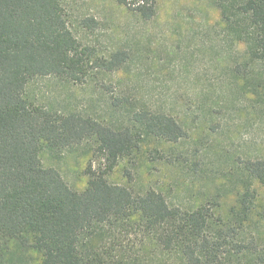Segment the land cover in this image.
<instances>
[{"label": "trees", "instance_id": "obj_1", "mask_svg": "<svg viewBox=\"0 0 264 264\" xmlns=\"http://www.w3.org/2000/svg\"><path fill=\"white\" fill-rule=\"evenodd\" d=\"M115 1L144 21L157 16V0ZM207 4L219 15L233 113L264 121V0ZM96 28L89 17L75 27L64 0H0V264H264V215L256 212L264 158L233 153L226 182L205 194V204L184 208L161 188L110 180L121 162L148 154L175 164L163 151L188 137L178 118L110 97L105 104L117 116L106 120L29 95L38 79L84 85L94 72L123 69L128 51L104 56L82 43L79 33ZM67 153L101 163L89 162L83 190L44 165V156L59 161ZM185 165L199 171L200 163ZM131 234L141 239L126 245Z\"/></svg>", "mask_w": 264, "mask_h": 264}, {"label": "rangeland", "instance_id": "obj_2", "mask_svg": "<svg viewBox=\"0 0 264 264\" xmlns=\"http://www.w3.org/2000/svg\"><path fill=\"white\" fill-rule=\"evenodd\" d=\"M64 6L75 27L82 18L96 20L94 34L79 33L84 45L104 56L125 50L131 59L118 72H94L91 84L38 79L30 85L29 95L56 111L83 112L106 120L117 116L107 108L106 100L129 98L138 106L145 104L175 116L188 132L186 139L163 151L175 164L148 154L137 164L121 162L110 176L112 182L133 180L136 188H161L174 205L191 208L205 204V194L226 182L233 169V153L264 158V121L233 113V95L224 72L226 52L216 38L219 15L207 0H157V16L151 21L115 0H64ZM91 160L94 167L101 164L80 153H67L59 161L43 157L44 165L56 168L74 190L85 188V169ZM194 162L200 163L198 172L184 166ZM211 177L214 182L209 181ZM257 188L256 212L264 215V185ZM232 205L231 196L222 202L223 212ZM140 239L131 234L123 241L133 245ZM166 264L178 262L172 259Z\"/></svg>", "mask_w": 264, "mask_h": 264}]
</instances>
